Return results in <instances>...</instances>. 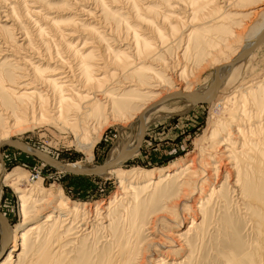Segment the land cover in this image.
<instances>
[{
  "label": "rangeland",
  "instance_id": "obj_1",
  "mask_svg": "<svg viewBox=\"0 0 264 264\" xmlns=\"http://www.w3.org/2000/svg\"><path fill=\"white\" fill-rule=\"evenodd\" d=\"M233 1L230 7L220 3L219 9L211 0H0V46L22 44L14 51V62L24 58L38 66V77L44 79L61 59L82 77L75 93L86 85L88 91L106 89L110 93L107 108L99 99V103H87V92L77 93L78 101L64 104L61 122H51L50 104L44 103L43 110L32 114L36 99L13 95V75L23 70L0 61V93L10 91L0 96V126L5 130L0 135L65 165L93 170L111 161L119 147L133 140L138 110L149 100L148 89L131 86L120 92L114 86L119 80L140 86L154 82L162 95L176 89L194 92L204 86L216 67L233 59L264 26V0ZM102 60L107 66L105 75L92 83L94 63ZM27 73L26 80L32 78L31 71ZM263 80L264 41L241 67L236 87L262 82L250 97L259 95L264 101ZM229 97L235 115L243 110L250 113L247 96ZM241 104L245 109H236ZM162 105L170 112L148 114L139 151L121 166L131 173L129 179L71 174L9 146L1 147L0 212L16 236L48 220L59 203L76 218L84 208L97 214L93 231L79 239L71 228L67 231L71 224L65 225V219H50L43 231L30 236L26 250L15 248L14 258L7 264H264V208L260 204L264 201V125H259L264 121V103L259 105L256 119L252 113L246 117L259 126L258 139L247 137L245 147L234 145L236 140L228 129H237L236 118L221 107L187 106L179 99ZM6 108L18 126L6 120ZM76 114L79 120L69 121ZM222 145L232 148V182L241 179V200L225 176L214 189L219 198L204 196L213 187L214 178L207 175L219 164ZM190 163L193 168L187 169ZM172 172L176 175L165 179ZM191 172L197 175L190 176ZM150 174L155 175L152 185L143 179ZM196 185L204 187L196 191ZM119 186L124 196L114 199L121 193ZM251 190L257 198H252ZM51 193L59 198L42 207ZM194 193L202 195L198 208H192L195 212L186 203ZM166 200L170 206L176 205L171 214ZM179 217L178 225L164 222ZM156 219L159 222L153 223ZM192 221L194 226L189 229ZM148 222L154 228H146ZM154 230L159 233H152ZM174 233L180 235L177 244L164 242L158 252L150 251L152 241L163 242L164 235ZM1 237L3 261L13 238L4 249Z\"/></svg>",
  "mask_w": 264,
  "mask_h": 264
},
{
  "label": "bare ground",
  "instance_id": "obj_2",
  "mask_svg": "<svg viewBox=\"0 0 264 264\" xmlns=\"http://www.w3.org/2000/svg\"><path fill=\"white\" fill-rule=\"evenodd\" d=\"M211 1L214 3V6L219 8V9H221V7H218V5L220 3L223 4L224 7H230V5H232L231 2H234L233 0H211ZM81 11L82 10H80V12ZM116 12H118V11H116ZM81 13L85 14L86 11H83ZM96 15H94L93 17H95ZM100 15L101 14H99V16L97 18L101 19L102 17ZM102 34H104V33H102ZM184 34H185V31H184L183 35ZM263 35H264V26L260 31L255 33V35L252 36L247 42H245L243 44V46L240 47L241 49L234 56L233 59L230 58L231 59L230 61H227L225 63H220L216 67L213 77L204 86H202L198 90H196L194 92H186L183 90L176 89V91H173V93L179 92V93H182L183 95H187V96L201 97V96L206 95L208 92H210L214 89V91L212 92V95H213L212 98L210 96H206L203 101L209 99L205 104H210V107L219 106L222 108V110H226V111H228L229 114H232L235 116L236 119L234 121V124H235V127L237 129H234V127L228 129L229 130L228 134L230 136H233V138L236 140V143L234 144L235 146L240 143L242 145V147H245V145H246L245 140L247 139V137H248V139H250L252 136H254L253 138L257 137L256 132H258L257 131L258 126L264 125V121H263V123L261 122V124L256 125L255 124L256 122H254V119H250L249 121L246 120V117H248V115H250L251 113H252V118L256 119L257 113H258L257 111L260 110L259 105L264 103L262 97H259V95H257V97H250V93L254 89L259 88V87L256 88L257 84H261L262 82L249 84L242 89H240V88L238 89L236 87V85L238 83L241 67L246 62L247 58H249V56L253 53V51L251 54L246 56L240 62L235 63L236 60L238 58H240L245 52L252 49L256 45V41L260 37H262ZM61 37L63 38L64 35L62 34ZM68 38H71V36L69 35ZM12 43H13V45H11L9 43H7V44L3 43L0 46V61H2V62L7 61L10 63V64L5 65V66L14 67V69L18 68L19 70H23V72L18 71L17 73H15V74H19L20 76L16 77L15 74L13 75V80L16 81V83H15L16 91H14L15 93L13 95H15L18 99H36V102L34 103V105L32 107V111H31L32 114H34L36 112V110H38V112L43 110L44 103L47 105L50 104V109L48 111V115L51 117V122H61L64 104L67 101H78L79 95L77 93H80V92L81 93L87 92V96L85 98L87 103L98 102L97 99H99V101L106 103V105L104 106L105 108L109 107V103H107V102L110 101V99L108 100L110 93L106 89L105 90H103V89L102 90H93V88H91V90L88 91L87 89H84L86 86H88V85H86L83 88V90L77 91V93L74 92L76 90L75 88H76L77 84L81 83L80 78L82 79V77L78 78L74 74V68L67 61H63L60 59L59 62L56 63L55 67L53 69H51V71L48 73L49 74V75H47L48 78L40 79L38 77V73H37L38 66H34L33 64H30L29 61L24 60V58L20 59L18 62H14V60L12 59V56H14V51L16 52L17 49H21L22 44L18 45L17 42H12ZM8 45H11V46L9 47ZM260 45H258V46H260ZM11 47L14 50L11 49ZM94 48L98 49V47H94ZM97 51H99L100 54L102 52L99 49ZM77 54H78V51H77ZM12 62H14L15 64L19 63L20 65H23V68L15 65V64H12ZM152 65L153 66H159V65L154 64V62H152ZM93 67L95 68L96 74L94 77L89 78V80H91L92 83L93 82L98 83L101 80L99 77H101L102 75H105V69L107 66H106V63H104V61L102 60L100 63H94ZM27 68H29V69H27ZM24 70H25V72H24ZM27 70L31 71L30 76H32V78L26 80L24 78H29L28 73L26 74ZM23 73H25V75H23ZM31 79H33L32 82H30ZM91 82H89V83H91ZM152 83H154V82H150L145 86L144 85L140 86V85H137L134 83L132 84V83L127 82L125 80H123V81L119 80V82L114 86L115 90H118V91L120 90V92H122L126 87H131V86H137L139 89H142V90H144V89L149 90L147 92V94H149V100L147 101V103L143 104L140 107V109L138 110L139 111L138 112L139 118H138V122H137L138 123V125H137L138 130H137L136 134L134 135L133 140L131 142H127V143L123 144L121 147H119V149L117 150V155H116L117 157L120 155H123V154H128V155H130V158H131L134 154H136L139 151V148H137V144H138L140 137L142 135V128L144 129V127L146 126L148 114H150L151 112H155V113L170 112L169 109L164 107L162 104L154 106V107H153V105L157 101L164 99L168 95H171L172 94V93H170L171 91L167 94L162 95L163 92L159 93L160 88H158V86H154V84H152ZM263 83H264V80H263ZM232 91H233V93H232ZM9 92H10L9 90L3 91L0 93V96H2V95L7 96V95H9L8 94ZM65 92H68L67 95L65 94ZM230 94H233V96H235L237 98H239L240 96L242 98L244 95L247 96L248 100L246 101V103H247L246 105H248L250 113L245 114V110H243V112L240 115H235L232 112L231 98L229 97ZM222 95H224V97H221V99H220L219 97ZM88 96H91L93 98L90 99ZM177 99L183 101L187 106H193L194 105L193 103H191L190 101H188L184 97H180ZM233 99H234V97H233ZM6 105H8V102H6ZM81 109H82V107H81ZM236 109H245V106H244V104H241L240 107H236ZM4 111H6V114H5L6 118H7L6 120L13 122L14 124H12V125L18 126L19 123L17 124V122L14 121L13 117L10 116V112H8L7 108ZM237 116H239V117H237ZM79 118L80 117L78 116V114H76L73 116L72 119H69V121L77 122L79 120ZM262 120H264V119H262ZM0 128H1V126H0ZM5 129H7V128H5ZM0 131H5V130H4V128H1ZM76 132H80V131H76ZM144 132H145V129H144ZM228 134H227V136H228ZM144 135H145V133H144ZM255 139H258V138H255ZM251 141H254V140L252 139ZM6 143H10V141H8V139H7V136L0 135V144H6ZM11 143H14L18 148H20L21 150H23L25 152L42 155L38 151H36L33 148H30V147H28L22 143H18V142H11ZM228 147H230V145ZM231 151H232V148L229 150L226 147H223V145L219 149V151H218L219 157H217V160H218L217 162L219 164L214 169H212L213 171H209V173L207 175L208 179L214 178V182L211 183L213 187L209 191L205 190V191L210 193L209 195H207V194L204 195L205 197L211 196L213 198L214 197L219 198L217 196L218 192L215 193L214 189L218 185V183L220 182V179L223 176H225V182L227 184H229V186L231 184L230 189L233 191L235 196L239 197V199L241 200V198H242L241 193H240L241 179L237 178V180L235 182H232L235 170L231 167L232 165H234L233 160H232ZM46 157H47V159H49L50 161L55 163V165L57 167L56 169L59 171H66L68 169H71L74 171L76 170L78 172L90 171L86 168H82L79 166L65 165V164H62L56 160L51 159L48 156H46ZM117 157L112 158L111 161L105 163L104 165H109V164L113 163ZM0 162H1V155H0ZM123 163L124 162L117 163L116 165L111 167L107 172H105L104 174H102L100 176H104L107 178L116 176L121 180L122 179H129L130 178L129 175L131 173L129 171H123L122 170L121 166ZM192 168H193L192 163L187 165V169H192ZM113 169H115V170H113ZM188 174L190 176H195V175H197V172H191ZM173 175H176V174L173 172L171 174L167 173L166 174L167 177L165 179H169V178L173 177ZM154 177H155V175L153 176L150 174L147 178L144 177L143 179L145 181L147 179V182H149V184L152 185V184H154V182H152L151 178H154ZM145 181H142L143 184ZM208 182L210 183V180ZM9 184L12 185V182H10ZM197 186L198 185H196V187H195L196 191L200 190L201 187H204V186H200V187L198 186L199 187L198 188ZM118 189L121 190V193H119V192L116 193L114 195V199H116V197L120 194H122V196H124V190H123L122 186H119ZM250 193L252 195V198L253 197L257 198V197H255L256 192L254 190H251ZM196 196L197 195H195V193H194V194H191L187 199L186 203H190V204H188V206L191 209L192 208H198L196 205L199 203V201L202 198L201 194L199 195V197H196ZM49 197L50 198L47 201H45V204L41 205L42 207H44L46 205H50V204L53 205L54 200L59 198V196L53 195L52 193L49 194ZM164 197L167 199L169 196L167 194H164ZM255 201H258V200H255ZM107 204L108 203H105L104 206ZM170 204H171V202L167 201L166 207H167V212H169V214H171L173 212V209H172L173 206H176V205L170 206ZM260 204L264 208V201H262ZM97 208H101L100 205ZM181 208L182 207L180 206V209ZM52 209H53V211H52L51 215L48 217L49 218L48 220L41 222V224L38 223V224L34 225L32 227V229H30L28 231H24V232L20 233L22 235L16 236V234H14V232L10 230V227L7 224V235H8V237H7L6 243L8 244L9 240L11 238H13L12 247L10 249V252L6 255L5 259L3 261H0V264L11 263L10 260H12L14 258V256L12 257V255L14 252H16V249H15L16 247L21 246L23 251L26 250L27 246H28L27 243H28L30 236L35 232L43 231L45 224L49 223L50 219L57 218L58 221L65 219L64 220L66 223L65 225L71 224V226L68 228L67 231H69L71 228V231L75 232V233H73V235L76 236L75 239H79L80 236L87 235L88 233H91V231H93V229L96 226L95 224L97 222V220H96L97 214L95 216H93L94 211H92L91 209L84 208V209L80 210L82 212L78 218L72 216V214L70 212H73V211H68V209H66L61 203H59L58 206H54V208H52ZM41 210H42V208H40V210L36 211L34 217H36L39 214V211H41ZM103 210H105V209H103ZM192 210H194V209H192ZM194 212H195V210H194ZM180 215H182V214H180ZM31 218H33V216L29 217V218L25 217L24 222L27 220H30ZM101 220H105V219H103V217H102ZM165 221L167 223H172L174 225H178L180 223V217L177 220L164 219V222ZM157 222H159V219H156L155 221H153V223H157ZM148 224H149V222L146 223V226H147V227L145 226L146 228H150V229L154 228ZM193 226H194V223L192 221V225L189 227V229H191ZM157 232H158L157 230L152 231V233H154V234ZM0 234L3 235V229L1 227V224H0ZM77 234H79V236H77ZM179 237H180V235L176 234V233H174L173 235H164L163 242L159 241V240H155V241H152L150 243V251L153 253L158 252L156 250H158V247H160L159 245L165 244L164 242H166V243L170 242L171 244H177L176 242H178L179 240L175 241V239H177ZM5 247H6V245H5ZM5 247H4V249H5ZM174 250H172V252H174ZM180 250H182V249H180ZM120 256L123 257L124 253L122 252L120 254ZM149 263H150V261H149Z\"/></svg>",
  "mask_w": 264,
  "mask_h": 264
},
{
  "label": "water",
  "instance_id": "obj_3",
  "mask_svg": "<svg viewBox=\"0 0 264 264\" xmlns=\"http://www.w3.org/2000/svg\"><path fill=\"white\" fill-rule=\"evenodd\" d=\"M263 40H264V35L262 36V37H260L257 41H256V45L252 48V49H250V50H248L247 52H245L240 58H238L237 60H236V62L235 63H237V62H240L242 59H244L246 56H248L249 54H251L252 53V51L258 46V45H260L262 42H263ZM214 91V89L212 90V91H210V92H208L206 95H204V96H201V97H192V96H187V95H183L182 93H179V92H177V93H173V94H171V95H168L167 97H165L164 99H161V100H159V101H157L154 105H153V107L154 106H157V105H160V104H164V103H166V102H168V101H171V100H174V99H177V98H180V97H184L185 99H187L188 101H190L191 103H193L194 105H199V104H204V103H206L208 100H205V101H203L204 100V98L206 97V96H210L211 98H212V92ZM144 129L142 128V135H141V137H140V140H139V142H138V144H137V148H140V146H141V144H142V142H143V140H144ZM9 146V147H11V148H13V149H16V150H18V151H20V152H22V153H25V154H27V155H29V156H32V157H34V158H36L37 160H39L40 162H42V163H44V164H46V165H48V166H50V167H53V168H57L56 167V165H55V163H53L52 161H50L49 159H47V157L44 155L43 156V154L42 155H39V154H34V153H28V152H25V151H23V150H21L20 148H18L14 143H6V144H0V150H1V147L2 146ZM1 155V154H0ZM130 158V155H128V154H123V155H120V156H118L117 158H116V160L113 162V163H111V164H109V165H102V166H100V167H97V168H95V169H93V170H90V171H85V172H78V171H74V170H71V169H68V170H66V171H64V172H67V173H71V174H77V175H81V176H100V175H102V174H104L105 172H107L111 167H113L114 165H116L117 163H120V162H124V161H126L127 159H129ZM0 224H1V227H2V229H3V237H2V239H3V245H4V247H5V245L7 244L6 242H7V237H8V235H7V221H6V219L4 218V216L2 215V213L0 212ZM7 246V245H6Z\"/></svg>",
  "mask_w": 264,
  "mask_h": 264
}]
</instances>
